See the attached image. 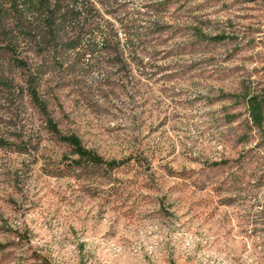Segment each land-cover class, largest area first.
Returning a JSON list of instances; mask_svg holds the SVG:
<instances>
[{"label": "rangeland", "instance_id": "374dc122", "mask_svg": "<svg viewBox=\"0 0 264 264\" xmlns=\"http://www.w3.org/2000/svg\"><path fill=\"white\" fill-rule=\"evenodd\" d=\"M92 2L71 65L0 51V264H264V142L245 102L264 91V2ZM33 74L60 131L121 168L70 166Z\"/></svg>", "mask_w": 264, "mask_h": 264}, {"label": "trees", "instance_id": "16d2710c", "mask_svg": "<svg viewBox=\"0 0 264 264\" xmlns=\"http://www.w3.org/2000/svg\"><path fill=\"white\" fill-rule=\"evenodd\" d=\"M219 1V0H217ZM255 2L264 0H244ZM98 12L92 0H0V51L8 53L14 63L20 68L29 69V64L21 56L25 46L37 55H50L59 68L71 65V53L81 48L83 37L87 31L86 22L92 12ZM108 23V21H105ZM102 46L113 43L109 33H101ZM116 41L117 37L115 36ZM203 40L216 42L224 41L225 37L208 38ZM95 47L90 46L88 52L94 53ZM39 75H29L26 80V91L32 104L44 118L47 131L60 143L65 144L75 159H67L71 167L77 170H103L114 171L121 168L125 162L105 160L97 152L88 149L76 134H63L58 124L49 112L47 103L39 93ZM245 102L252 126L257 129L264 142V91L257 94L246 95ZM9 144L0 140V147ZM241 162V161H240ZM227 164L226 161L213 163L218 167ZM243 166V163H242ZM246 173L240 176V182Z\"/></svg>", "mask_w": 264, "mask_h": 264}]
</instances>
